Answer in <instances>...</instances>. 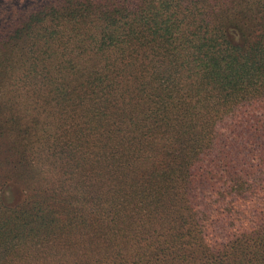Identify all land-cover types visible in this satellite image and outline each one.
I'll return each instance as SVG.
<instances>
[{
    "label": "trees",
    "instance_id": "1",
    "mask_svg": "<svg viewBox=\"0 0 264 264\" xmlns=\"http://www.w3.org/2000/svg\"><path fill=\"white\" fill-rule=\"evenodd\" d=\"M0 264H264V0H0Z\"/></svg>",
    "mask_w": 264,
    "mask_h": 264
}]
</instances>
